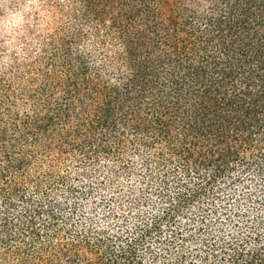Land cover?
<instances>
[{
	"label": "trees",
	"instance_id": "obj_1",
	"mask_svg": "<svg viewBox=\"0 0 264 264\" xmlns=\"http://www.w3.org/2000/svg\"><path fill=\"white\" fill-rule=\"evenodd\" d=\"M0 264H264V0H0Z\"/></svg>",
	"mask_w": 264,
	"mask_h": 264
}]
</instances>
